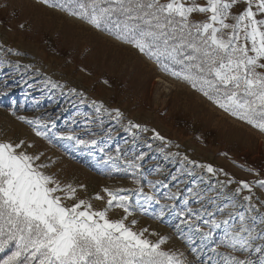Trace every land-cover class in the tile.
Masks as SVG:
<instances>
[{
	"label": "rangeland",
	"instance_id": "374dc122",
	"mask_svg": "<svg viewBox=\"0 0 264 264\" xmlns=\"http://www.w3.org/2000/svg\"><path fill=\"white\" fill-rule=\"evenodd\" d=\"M49 2L57 6L43 0H0V92L6 93L0 95V142L23 141L24 150L47 165L45 174L61 187L75 189V198L65 199L66 205L83 199L93 210L107 209L109 219L120 220L126 214L108 207V192L127 196L132 213L124 221L127 226L137 232L146 229L144 238L152 242L165 238L161 250L183 253L186 264H222L221 256L210 251L214 243L201 241L184 225V231L177 232L176 213L186 212L185 198L193 209L200 208L195 203L199 197L190 198L189 189L205 197L202 203L209 211L229 206L223 214L215 213L217 220L229 211L258 215L255 210L249 214L246 195L264 212V187L259 183L264 180V132L165 73L131 45L62 10L61 4L72 6L69 0ZM116 110L122 116L117 117ZM37 120L45 137L27 123ZM69 131L96 144L61 138ZM130 163L140 167L131 168ZM209 166L213 172L207 171ZM141 188L160 204L146 202ZM178 190L179 199H163L164 193ZM163 204L174 207L160 217ZM223 227L213 230V241L223 237ZM218 251L227 255L233 250ZM234 254L243 258L240 252ZM248 255L253 264H260L261 254Z\"/></svg>",
	"mask_w": 264,
	"mask_h": 264
},
{
	"label": "snow or ice",
	"instance_id": "6c2138e0",
	"mask_svg": "<svg viewBox=\"0 0 264 264\" xmlns=\"http://www.w3.org/2000/svg\"><path fill=\"white\" fill-rule=\"evenodd\" d=\"M43 2L57 6L49 0ZM69 3L71 7L62 4L59 7L131 45L165 73L188 83L225 112L264 132V0H204L203 3L69 0ZM197 14L204 18L195 19ZM116 116L122 113L116 110ZM18 119L24 121L25 117ZM27 123L37 126L34 129L37 136H46L38 130L41 121ZM129 124L140 128L138 124ZM60 135L75 140L78 145L96 144L95 140L80 139L71 131ZM156 138L163 140L158 133ZM39 160V155L24 150L23 141L0 142V264H186L181 259L183 253L161 250L165 238L152 242L144 238L146 229L137 232L125 224L127 216L132 214L127 196L108 192V207L122 208L126 214L120 220L109 219L107 209L93 210L83 199L66 205L65 199L75 198V189L61 187L54 177L45 174L42 169L47 165L37 163ZM129 167L140 166L130 163ZM207 171L213 169L209 166ZM259 183L264 187V180ZM241 184L251 192L248 183ZM148 186L155 185L149 181ZM138 191L146 202L160 204L155 195L144 194L142 188ZM188 191L190 198L199 197L195 203L200 208L193 209L189 198L184 199L186 212L176 213L180 221L175 225L177 232H183L181 225H184L188 232L198 234L201 241L214 243L210 251L221 256L222 264H253L249 253L261 254L260 264H264V212H259L251 196L243 199L248 202L249 214L255 210L258 215L229 211L226 218L217 220L215 213L223 214L229 206H217L209 211L202 203L204 196L192 189ZM65 192L67 196L60 195ZM239 193L237 188L236 194ZM179 195V190L170 191L163 194V199L175 201ZM211 202L215 204L214 199ZM173 207L161 205L160 217ZM222 225L224 235L217 243L212 240L213 230ZM221 247L233 251L225 255L218 251ZM192 252L197 250L193 248ZM235 252L242 253L243 258Z\"/></svg>",
	"mask_w": 264,
	"mask_h": 264
}]
</instances>
